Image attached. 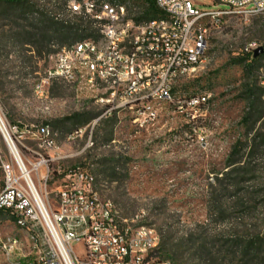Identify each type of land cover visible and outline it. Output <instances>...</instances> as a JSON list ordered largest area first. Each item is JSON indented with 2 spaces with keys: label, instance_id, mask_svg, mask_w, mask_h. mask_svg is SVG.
I'll use <instances>...</instances> for the list:
<instances>
[{
  "label": "rangeland",
  "instance_id": "obj_1",
  "mask_svg": "<svg viewBox=\"0 0 264 264\" xmlns=\"http://www.w3.org/2000/svg\"><path fill=\"white\" fill-rule=\"evenodd\" d=\"M197 2L205 8L209 0ZM29 10V4L16 8L0 1V116L8 127H18V134L10 133L27 168L42 156L54 157L46 163L52 196L70 172L85 169L123 217L159 232L161 258L182 264H264V56L251 62L247 56L253 58L255 49L246 51L252 45L264 48V14L207 23L205 67L176 88L184 107L166 108L154 125L138 130L130 111L106 113L98 93L78 94L53 81L37 96L34 86L55 54L76 41L51 35L27 44L26 34L44 25ZM91 31L79 33L86 38ZM196 94H210V99L193 117L195 110L185 100ZM42 124L52 129L54 150L40 147L29 134ZM10 159L0 130V192L2 164ZM0 236L21 243L10 255L0 248V264L33 263L41 240L7 213H0ZM249 243L258 254H245ZM73 248L83 258L84 242H74Z\"/></svg>",
  "mask_w": 264,
  "mask_h": 264
},
{
  "label": "built area",
  "instance_id": "obj_2",
  "mask_svg": "<svg viewBox=\"0 0 264 264\" xmlns=\"http://www.w3.org/2000/svg\"><path fill=\"white\" fill-rule=\"evenodd\" d=\"M30 1L35 14L64 26L87 25L93 30L55 54L52 67L34 86L37 96H43L53 81L65 82L78 94L98 93L99 101L108 107L106 113L130 111L138 130L154 125L166 108L184 107L176 88L183 78L194 77L205 67L207 23L218 24L224 16L248 19L264 14V0H209L205 8L197 0H154L164 17L141 21L130 1ZM253 49L256 45L246 51ZM209 99L210 94H196L185 103L195 110V117ZM10 129L19 133L17 126L8 127L0 116V130L11 154L2 164L5 187L0 192V210L41 240L32 264H182L159 256V232L137 218L123 217L112 199L102 197L90 171L70 172L52 196L47 190L46 163L54 157L42 156L40 166L27 168ZM29 134L46 150L57 147L49 124ZM23 138L19 134L17 140ZM79 241L86 248L83 258L73 248ZM20 247L17 238L5 241L0 236V248L7 255Z\"/></svg>",
  "mask_w": 264,
  "mask_h": 264
},
{
  "label": "trees",
  "instance_id": "obj_3",
  "mask_svg": "<svg viewBox=\"0 0 264 264\" xmlns=\"http://www.w3.org/2000/svg\"><path fill=\"white\" fill-rule=\"evenodd\" d=\"M0 1H4L7 4H9L10 6H14L16 8L20 7L22 5H25V4H29L30 14L34 15L35 16L34 18H36V19H44V21L41 22V24H44L42 27H33L35 32L26 34V35H28V37H26V40H27L26 43L27 44L32 43V38L41 37L42 39H48V38H51V35L58 36L62 41H68V40L78 41L84 37V35H81V33H79L81 30L83 32L89 31V28H81L79 25L64 26L58 22H55V21L45 17L41 13L35 14L34 5L31 3L30 0H0ZM132 5H133V7L138 8L137 13H140L136 17V19L138 21L151 20L154 18L164 17V14L158 9L154 0H141L139 2L134 1ZM262 56H264V53H262ZM257 58H254V57L252 58L251 53H249L247 56V59L251 60V62H257V60H258ZM251 65L252 64L250 63L249 66H251ZM0 213L9 214L8 212L2 211V210H0ZM257 250H258V248L256 249L254 247V243H249L244 248L245 254H249L251 252L258 254Z\"/></svg>",
  "mask_w": 264,
  "mask_h": 264
},
{
  "label": "water",
  "instance_id": "obj_4",
  "mask_svg": "<svg viewBox=\"0 0 264 264\" xmlns=\"http://www.w3.org/2000/svg\"><path fill=\"white\" fill-rule=\"evenodd\" d=\"M262 53H264V48H263V47L256 48V49L253 51V57H254V58H257V57H259Z\"/></svg>",
  "mask_w": 264,
  "mask_h": 264
},
{
  "label": "bare ground",
  "instance_id": "obj_5",
  "mask_svg": "<svg viewBox=\"0 0 264 264\" xmlns=\"http://www.w3.org/2000/svg\"><path fill=\"white\" fill-rule=\"evenodd\" d=\"M40 165H41L40 163H37L35 166H37V167H38V166H40Z\"/></svg>",
  "mask_w": 264,
  "mask_h": 264
}]
</instances>
